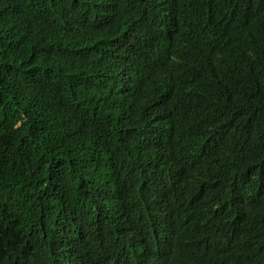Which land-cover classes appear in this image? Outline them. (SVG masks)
I'll return each mask as SVG.
<instances>
[{"label": "trees", "instance_id": "obj_1", "mask_svg": "<svg viewBox=\"0 0 264 264\" xmlns=\"http://www.w3.org/2000/svg\"><path fill=\"white\" fill-rule=\"evenodd\" d=\"M112 1L0 0V264H264V0Z\"/></svg>", "mask_w": 264, "mask_h": 264}, {"label": "clouds", "instance_id": "obj_2", "mask_svg": "<svg viewBox=\"0 0 264 264\" xmlns=\"http://www.w3.org/2000/svg\"><path fill=\"white\" fill-rule=\"evenodd\" d=\"M113 6L112 0H49L45 14L50 20L56 21L57 13L62 9L72 8L81 11V17L68 27L74 34L86 35L97 44L96 59H106L120 49L139 48L151 39H163L157 34H147L146 30L149 29L147 27L124 34L127 20L114 17L111 13ZM162 14L163 10H153L149 17L157 22ZM90 112L92 114L91 110Z\"/></svg>", "mask_w": 264, "mask_h": 264}, {"label": "bare ground", "instance_id": "obj_3", "mask_svg": "<svg viewBox=\"0 0 264 264\" xmlns=\"http://www.w3.org/2000/svg\"><path fill=\"white\" fill-rule=\"evenodd\" d=\"M56 44V43H55ZM122 54V53H121ZM75 63V62H74ZM112 64V63H111ZM42 246V245H41Z\"/></svg>", "mask_w": 264, "mask_h": 264}]
</instances>
